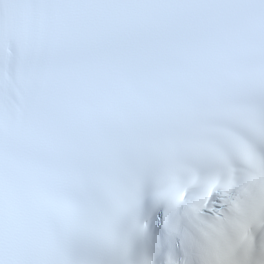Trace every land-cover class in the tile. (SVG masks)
Instances as JSON below:
<instances>
[{
	"label": "snow or ice",
	"instance_id": "1",
	"mask_svg": "<svg viewBox=\"0 0 264 264\" xmlns=\"http://www.w3.org/2000/svg\"><path fill=\"white\" fill-rule=\"evenodd\" d=\"M157 211L264 264V0H0V264H154Z\"/></svg>",
	"mask_w": 264,
	"mask_h": 264
},
{
	"label": "clouds",
	"instance_id": "2",
	"mask_svg": "<svg viewBox=\"0 0 264 264\" xmlns=\"http://www.w3.org/2000/svg\"><path fill=\"white\" fill-rule=\"evenodd\" d=\"M235 227L237 231V241L242 243L246 239V231L244 230L243 225L239 223H237ZM216 259L218 264H228V261L230 260V248L227 244H224L217 249Z\"/></svg>",
	"mask_w": 264,
	"mask_h": 264
}]
</instances>
